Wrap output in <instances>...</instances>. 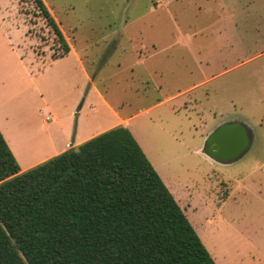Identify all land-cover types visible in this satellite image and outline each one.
<instances>
[{
    "label": "rangeland",
    "instance_id": "374dc122",
    "mask_svg": "<svg viewBox=\"0 0 264 264\" xmlns=\"http://www.w3.org/2000/svg\"><path fill=\"white\" fill-rule=\"evenodd\" d=\"M43 1L88 78L73 54L52 57L61 49L34 0H0V94H12H1L0 105L7 102L17 158H40L57 147L52 139L71 143L130 117L128 128L216 264H264V84L255 61L224 70L243 57L201 67L191 54L193 40L214 41L216 0ZM260 1L236 0L246 57L262 46L254 38ZM238 119L253 135L244 156L219 163L201 152L209 132Z\"/></svg>",
    "mask_w": 264,
    "mask_h": 264
},
{
    "label": "trees",
    "instance_id": "16d2710c",
    "mask_svg": "<svg viewBox=\"0 0 264 264\" xmlns=\"http://www.w3.org/2000/svg\"><path fill=\"white\" fill-rule=\"evenodd\" d=\"M60 46H70L34 0ZM0 264H216L122 124L20 171L0 131Z\"/></svg>",
    "mask_w": 264,
    "mask_h": 264
},
{
    "label": "crops",
    "instance_id": "0c3cea01",
    "mask_svg": "<svg viewBox=\"0 0 264 264\" xmlns=\"http://www.w3.org/2000/svg\"><path fill=\"white\" fill-rule=\"evenodd\" d=\"M260 2L261 3H259L257 9L255 10V13L257 15V20H256L257 25L255 27L256 37H254V38H255V41H260L262 44V46L260 47L258 52H256L255 54H253L250 57L245 56L246 50H245L244 45L247 42V36L245 34L246 31L245 30L243 31L244 27L243 28L241 27V21L244 20V14L237 12L238 9L236 6V0H216V5L219 7L217 9V12H220L221 15L220 16L218 15V17L216 19H214L210 24V26L212 28V34L214 37V41L212 42V44H209V45H207V47H205L204 45H202V43L193 40L191 45H190L191 52H192L191 54L193 55V57H192L193 60H195L197 62V64H199V66L203 67L205 64H209V62L207 60H210V59L212 60L213 57H216L217 59L222 58V59H226V60L229 59L230 60V59L234 58L236 55L242 56L243 57L242 59H240L238 62H236L232 66L229 65L224 70L231 69L232 67H235L239 64H243L244 62L255 61L253 68L255 70L256 76L260 77V79H262L261 80L262 84H264V0H261ZM238 11H240V10H238ZM59 27H60V24H59ZM60 29H61V27H60ZM63 34H64V36H65V38H66V40L70 46V50L68 51V53L64 57L68 56L69 54H73L75 59H76L78 66L84 72V77L88 78L87 77L88 75H87V72L85 70L82 58L76 52V50L74 49V46L69 43L68 37L65 35V33H63ZM203 54H207V57H203L202 56ZM64 57H62V58H64ZM208 78L209 77L202 78V80L195 83L194 85H198L200 83L202 84V83L206 82L208 80ZM91 85H92L93 89L95 90L96 95L99 96L100 99H102L101 93L97 90V88L94 86L92 81H91ZM7 92L8 91H2L1 92L2 98H4V97L9 98V97H6ZM1 94H0V96H1ZM9 94H10V96L12 95L11 93H9ZM104 102H106V101H104ZM6 106H7L6 101L2 102V105H0V131L3 134V137L5 138V140L8 144V146L10 147L12 153H14V156H16L15 152H13V149L11 147L10 139L6 135V133L9 132V133H11V136H13L12 134H14V130H15L14 127L12 126L13 122H12L11 118H9V115H7ZM39 112L41 114L42 110L40 109ZM113 112L116 113V111H114V109H113ZM129 119H130V117H124L123 118L122 116H119V119H118V120H120L119 124H122L128 128L127 123L129 121ZM49 120H50V116L46 115V114L44 117L41 118V121L44 123V125L46 124V126H48ZM122 121H126V123H121ZM116 125H118V124H116ZM113 126H115V125H112L108 128L101 127L98 130H95V132H91L90 134H86V135H81L80 138H77V139L73 138V141L71 143H69V137H67V136L64 140L52 139L53 141L51 140L52 141L51 144L56 145L57 146V147H55L56 149L53 148L52 151L47 152V154H45L44 156H41L40 158L38 157V155H35V154H28L26 156L21 154V156H19V158H17V156H16L15 158H17L16 160H18L17 162H19L18 164L20 167V171H25V170L35 166L36 164H38V163H40V162H42V161H44V160H46L52 156H55V155L59 154L60 152L65 151L66 149H68L70 147H74V146L82 143L83 141H85V140H87V139L99 134L100 132L113 127ZM137 142H139V141L137 140ZM153 167H155V166L153 165ZM165 184L167 186V183H165Z\"/></svg>",
    "mask_w": 264,
    "mask_h": 264
},
{
    "label": "water",
    "instance_id": "95a60500",
    "mask_svg": "<svg viewBox=\"0 0 264 264\" xmlns=\"http://www.w3.org/2000/svg\"><path fill=\"white\" fill-rule=\"evenodd\" d=\"M252 144L253 135L246 123L225 121L208 133L201 152L213 161L229 163L244 156Z\"/></svg>",
    "mask_w": 264,
    "mask_h": 264
}]
</instances>
